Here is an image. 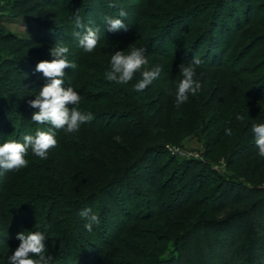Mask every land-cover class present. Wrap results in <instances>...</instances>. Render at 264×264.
Listing matches in <instances>:
<instances>
[{"label": "rangeland", "instance_id": "rangeland-1", "mask_svg": "<svg viewBox=\"0 0 264 264\" xmlns=\"http://www.w3.org/2000/svg\"><path fill=\"white\" fill-rule=\"evenodd\" d=\"M110 2L111 0H33L31 2L0 0L1 32L14 34L18 38V41L8 50H4L2 55L14 59L16 64L20 57L26 59L24 65L32 64L29 67L31 73L21 72L18 79L7 76L0 80V104L6 105L10 101L26 113L28 123L22 128L24 129L22 134L35 135L37 130L47 131L51 128V125L38 124L31 120L32 114L38 109L31 108L28 101L35 99L39 90L50 83L42 73L35 71V67L42 60L53 59L50 49L56 43L67 46L69 61L77 64L75 70L65 69L63 87L65 89L73 87L82 97L80 110L97 111L90 123H98L104 128L129 121L127 118L111 117L115 109L125 111L126 108L118 103H126L128 100L121 101L120 97H114L111 93V82L105 79V73L110 69L111 55L115 51H124L128 54L133 48L144 47L142 41L129 43L119 38L126 32L140 30L144 37L148 35L150 38L154 37V42H157L155 46L166 51H174L181 56L193 52L196 46L199 47L201 56L203 53L205 56L207 53H213L215 56L218 52L230 48L226 63L236 71V63L241 62L245 57L242 64L245 69L247 68L248 74L242 77V81L249 88L264 89V0H229L221 7L222 2L219 0H114L116 7H109ZM121 9L127 13L126 17L119 16ZM77 10L86 25L100 29V40L92 53H87L79 47L78 41L72 35L76 30L74 14ZM244 12L247 17L252 16L256 24L248 26L241 34H236L233 19L240 20L242 26L243 18L240 16ZM16 13L21 14L18 17ZM26 15H29V20ZM105 15L124 19L127 30L109 32L102 19ZM168 17H171L172 22L163 27V20ZM187 25L193 27V32L181 36V27ZM213 29H216L214 33L216 38L212 39ZM112 38L114 39L110 40ZM220 40H224L221 48ZM20 46L26 50L19 52ZM164 64L165 61L157 59L151 61V67L159 65L162 71L148 87L138 92L164 100L165 94L161 92L170 90L164 82ZM138 74L139 72L136 73ZM194 78L201 84L205 83L206 79L210 81L208 84L213 93L206 107L212 109L214 105L210 103L218 99L220 88L228 81V77L220 73L209 78L203 74L201 76L196 74ZM217 87L219 89L216 91ZM111 94L117 100L116 104L110 106L105 101L101 102L106 95ZM139 108L138 110H142L141 107ZM185 114H187L186 110ZM5 116L9 121L10 131L6 139L14 140L20 133L18 131L20 124L16 115ZM181 116L183 115H178L173 121L177 122L178 119L181 121L180 124L189 121L185 115V118ZM151 119L160 122L157 129L163 128L162 116L155 109L151 110ZM209 119L208 130L201 131L200 134H196L197 130H194L193 134L183 137L178 142L156 148L128 171L118 184L108 187L90 204L77 209H73L74 204L58 194L56 200L51 194L43 197L42 201L35 200L33 191L37 190L30 189L31 181L48 177L50 174L60 178V181L64 179L73 181L84 171L86 174L90 173V167H85L79 161L82 158L91 160L95 156L91 153H93L92 146H96L97 140L93 145L87 142L96 135L90 123L81 125L80 130L73 134H67L63 129L54 130L58 143L49 152L47 159L36 157L29 149L26 156L29 163L26 168L0 174V257L4 260L0 261V264H8V257L19 246L17 234L28 231H41L45 234L46 253L55 259L53 261H56V264L106 262L118 264L124 255L123 250L118 246L119 239L127 236L129 232L138 237L141 235L146 237L147 233L149 237L152 231L156 233L158 244L154 247L158 252L150 251L152 259L157 257L167 259L178 253L183 240L177 238L182 235V231L208 217V207L205 202L214 188L213 182L204 183L200 180L201 182L192 184L191 180H183L185 165L192 161L202 162L219 180L237 176L240 172V168L232 165L228 160L229 152L218 153L216 149L213 153V147L208 148L206 145L209 139L215 137V131L222 125L215 119ZM174 122L173 125L179 124ZM87 124L89 127L86 126ZM61 137H64V142L60 141ZM60 143L80 145L87 150L85 153L87 155L83 157L76 155L75 158L66 155ZM220 155L225 156L219 158ZM122 156L119 155L121 158ZM84 187L86 185L80 184L77 189ZM181 187L188 196L194 195L195 203L178 211L167 210L168 215H163V208L171 209L169 204ZM32 199L35 201L33 202ZM86 208H91L101 221L99 225L93 226L92 231L85 228L87 221L80 215ZM76 217L81 221L80 231L72 229ZM67 247L68 252L59 261L62 251ZM164 247L166 250L162 252ZM151 258L150 262H153Z\"/></svg>", "mask_w": 264, "mask_h": 264}, {"label": "trees", "instance_id": "trees-1", "mask_svg": "<svg viewBox=\"0 0 264 264\" xmlns=\"http://www.w3.org/2000/svg\"><path fill=\"white\" fill-rule=\"evenodd\" d=\"M31 1L33 0H27V2ZM219 1L222 2L221 7L226 5L229 0ZM244 13L240 16L243 18L242 26L240 20L233 19L236 34H241L245 28L256 24L255 20L251 18L252 16L247 17V14ZM19 14L21 13H16V16L19 17ZM26 16L29 20V15ZM170 18L163 20V25L162 23L161 25L164 27L172 22ZM215 30L213 29L211 32V35L213 34L212 39L216 38L214 36ZM67 32H70V30H67ZM133 32H126L125 35L119 38L125 39L129 43L142 41V45L144 44V48L147 49L145 56L149 61V68L151 67V61L154 59L166 62L163 69L164 82L170 87L172 94H167L169 89L164 90L161 93H164L165 97L161 101L155 95V97H149V95L134 91L135 83L141 78L140 73L135 74L133 79L125 85L111 82L113 96L120 97L121 101L128 100L126 103H118L126 108L125 111L115 109L116 111L111 113V117L127 118L129 121L113 126L108 125L107 128L98 123H90L91 129L96 135L87 142H91V145H93L94 141L97 140L96 146H92L93 153H91V155H97V157L94 156L91 160H85L84 158H82L84 160H79L85 167H90V173L86 174L84 171L85 174L82 172L81 176L73 181H66L65 179L60 181V178L52 174L45 178H37L39 180L34 179L30 183V189L37 190L36 192L33 191L35 200L42 201V198L47 194L53 195L55 199L58 194L74 204L73 209L90 204L108 187L114 186L124 179L123 177L128 171L156 148L163 147L171 142H178L183 137L193 134L194 130H197L196 134H200L201 131L204 132V130L209 129L207 125L209 118L215 119L216 122H220L222 125L217 128L215 137L209 139L206 145L208 148L213 147V153L216 149L218 153L229 152L228 160L231 161L232 165L240 168L239 174L228 179L219 180L213 172L207 170L208 166L202 162H189L185 165L183 180H191L192 184H196L200 180L204 183L213 182L214 188L205 202L208 207V217L200 221L199 224L197 221L196 224L182 231V235L177 238L183 240L180 251L167 259L158 257L152 259L150 257L152 256L150 251L156 250L154 245L158 244L156 243L157 235L153 231L149 237L148 233L146 237H143V235L134 236L131 232L127 233V236H122L119 239L118 246L123 250L124 255L118 264H264V158L258 155L255 137L250 131L252 124L264 123V89L249 88L242 81V77H246L248 74L247 68L245 69L242 64L245 57L242 58L241 62L236 63V71L226 63V56L230 54V48L218 52L215 56H213V53H207V56L203 53L204 56H201L199 54L200 49L196 46L193 52L181 56L174 51H166L157 45L155 46L157 42H154V37L151 36L150 38L149 35L144 37L140 30ZM192 32L193 27L191 26L181 27V36ZM16 41H18L16 35L4 31L0 33V80L7 76L18 79L21 72L31 73L29 67L32 64L24 65L26 59L20 57L21 59L19 58L16 64L14 59L2 55V52L8 50ZM223 42L224 40H220V48L221 45H224ZM23 46H20L19 52L26 50ZM253 50L252 48V54ZM213 52L215 51L213 50ZM194 54L204 61L196 69V74L200 76L203 74L209 78L212 75L222 73L228 77V81L220 88L218 99L210 103L212 106L214 105L212 109L206 107L213 93L208 84L210 81L207 79L203 83L206 85L205 88L202 84L204 89L202 88L194 96L189 94L187 102L179 107L176 106V86L179 80L182 79L179 65L181 63L187 64ZM218 89L219 87L216 91ZM112 94L106 95V98L101 102L105 101L110 106L116 104L117 100L114 99ZM139 107L142 110H138ZM152 109H155L162 116L163 128L157 129L160 122L152 121ZM185 110L187 114H185ZM92 111L90 112L93 115L97 112ZM238 113L244 116L243 121L236 119ZM11 114L16 115L20 124L18 128L20 133L17 134L14 140L22 143V136L27 135L26 133L22 134V130H24L22 128L26 127L28 123L26 113L10 101L6 105L0 104L1 144L7 141L6 137L10 133L9 121H7L5 115L10 116ZM178 115H183L181 118L185 115L189 121L180 124L181 121L176 119L177 122H174V118H177ZM173 122L179 124L173 125ZM88 124L86 126L89 127ZM226 127L232 129V136L225 135L224 130ZM63 139L64 137H61L60 141L64 142ZM60 145L66 155H72L73 158L76 155L82 157L87 155L85 154L87 150L81 148L80 145L73 143L68 145L60 143ZM119 155L124 157L121 158ZM224 156L220 155L219 158H224ZM122 160L124 163H122ZM96 161L98 162L95 163ZM155 166L154 164L153 167ZM78 170L80 171L79 168ZM80 184L86 185V187L77 189ZM64 192H66V195H64ZM192 195L188 196L181 187L174 194L172 203L169 204L171 209L163 208L162 214L168 215L170 210L178 211L195 203V197ZM62 198L60 199L63 200ZM207 201L209 202L207 203ZM72 229L82 230L81 221L78 217L73 221ZM68 249L67 247L62 251L59 261L64 258ZM164 250H166V247L162 249V252ZM156 252H158V249ZM150 258L153 262H150ZM0 261L3 262V258L0 257ZM55 262L53 261V264H56ZM104 264L114 263L106 262Z\"/></svg>", "mask_w": 264, "mask_h": 264}, {"label": "clouds", "instance_id": "clouds-1", "mask_svg": "<svg viewBox=\"0 0 264 264\" xmlns=\"http://www.w3.org/2000/svg\"><path fill=\"white\" fill-rule=\"evenodd\" d=\"M116 7L114 0L108 5ZM120 17H126L127 13L121 9ZM109 32H118L121 29L127 30L124 19L111 16L102 17ZM75 29L73 37L78 41L79 47L85 52L92 53L100 40V29L86 25L79 15V11L74 14ZM147 51L144 47L133 48L130 53L124 51H115L111 55L110 69L105 73V79L118 85L128 84L139 72L141 78L134 85V91H143L162 71L159 65L147 67L149 64L145 56ZM69 48L62 43H56L50 49V55L53 59L42 60L36 64L35 71L40 72L50 80V83L44 85L35 95V99L28 101L33 109H38L31 116V120L38 124H48L51 128L47 131L37 130L35 135H24L23 142L17 140H7L0 144V174L8 171H18L28 166L29 149L31 153L40 159H47L49 152L57 146L56 133L54 130L63 129L67 134H73L80 130L81 125L90 123L94 116L91 112H83L79 105L82 97L73 89L63 87L65 69L75 70L77 64L68 59ZM204 61L198 56L193 55L187 64L181 63L179 70L182 79L176 86L175 102L179 107L187 102L189 94L196 95L201 89L202 84L194 77L196 69ZM167 94H172L168 90ZM236 119L243 121L245 118L241 114L236 115ZM225 135L232 136L231 128H225ZM250 131L255 137V146L258 148V155L264 158V123L252 124ZM87 222L85 228L92 231L94 225L100 224L99 216L86 208L80 213ZM16 239L20 241L19 246L8 257V264H53V257L46 256V236L41 231L20 232ZM35 257V258H33Z\"/></svg>", "mask_w": 264, "mask_h": 264}]
</instances>
